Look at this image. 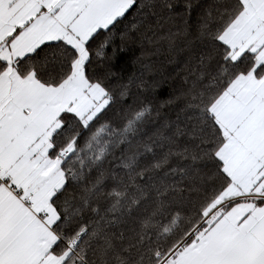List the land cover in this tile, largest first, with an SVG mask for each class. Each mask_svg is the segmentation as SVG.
Listing matches in <instances>:
<instances>
[{
  "label": "snow or ice",
  "instance_id": "1",
  "mask_svg": "<svg viewBox=\"0 0 264 264\" xmlns=\"http://www.w3.org/2000/svg\"><path fill=\"white\" fill-rule=\"evenodd\" d=\"M0 264H264V0H0Z\"/></svg>",
  "mask_w": 264,
  "mask_h": 264
}]
</instances>
